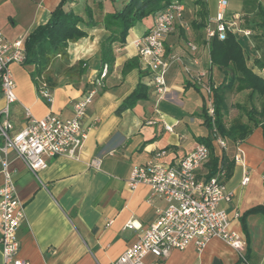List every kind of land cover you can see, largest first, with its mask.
<instances>
[{
  "label": "crops",
  "instance_id": "0c3cea01",
  "mask_svg": "<svg viewBox=\"0 0 264 264\" xmlns=\"http://www.w3.org/2000/svg\"><path fill=\"white\" fill-rule=\"evenodd\" d=\"M207 16L217 12L219 0H203ZM227 18H241V26L252 32L251 37L238 34L248 58V66L264 79V0H228ZM92 0H78L71 4L79 14L84 4ZM61 0H0V31L8 42L25 41L38 27L47 24ZM182 23L165 40L167 56L176 55L180 61L170 68L167 75L168 93L159 98L149 85L143 70L138 49L134 42L153 27L155 17H149L134 28L122 46L115 45V65L100 87L83 120L87 133L79 158L48 159L47 169L39 178L28 169L15 153L8 155L19 201L24 207L25 219L18 230L20 258L30 264H112L129 247L134 245L142 231L159 218V210L166 204L151 199L150 187L140 184L135 189L128 185L135 166L153 161L157 153L160 163L175 166L197 144L209 135L201 114L205 91L196 80L204 74V82L221 84L223 76L210 57V44L205 37V26H196L198 7L186 3ZM145 21V22H144ZM200 24V23H198ZM88 37L71 43L68 52L71 64L80 60L89 62V70L80 81L63 78L52 90L53 101L39 97L33 80L35 66L12 64L11 72L16 81L17 101L10 105V117L16 131L22 130L27 121L26 109L37 119L49 115L61 119L73 117V108L88 91L95 88L92 80L101 71L100 43L106 34L98 27L88 31ZM196 47L192 51L190 46ZM134 61L135 68L125 73V66ZM148 89L147 99L139 100L132 108L118 113V109L137 89L139 84ZM248 93L233 94L229 98V111L225 122L240 118L235 105L244 104ZM0 93V111L6 107ZM243 117V122H247ZM172 127L167 131L165 126ZM214 153H223L235 162L232 177L225 181L229 201L221 203L230 219V230L244 242L249 264H264V214L243 216L251 209L264 206V136L256 127L242 143L227 142L222 149L213 142ZM237 157L239 159L237 160ZM102 161L101 169L91 168L95 160ZM200 176L206 175L203 168ZM249 178L246 184L243 180ZM2 177L0 176V186ZM241 252L225 241L215 238L199 252L194 246L174 250L163 264H239ZM154 261L152 256L147 263ZM0 264L3 255L0 245Z\"/></svg>",
  "mask_w": 264,
  "mask_h": 264
},
{
  "label": "built area",
  "instance_id": "2783aa9c",
  "mask_svg": "<svg viewBox=\"0 0 264 264\" xmlns=\"http://www.w3.org/2000/svg\"><path fill=\"white\" fill-rule=\"evenodd\" d=\"M228 6V0H219L216 14L207 18L205 37L208 44L214 38L224 41L230 35L252 36L251 31L242 28L240 17L227 18ZM185 10V1L170 2L157 14L153 27L134 42L139 62L148 73L149 85L159 98L167 95L168 72L173 64L180 61V57L176 55L165 54V40L182 23ZM24 45L23 40L8 42L0 31V86L2 97L7 102L6 107L0 111V245L3 264H30L19 256L18 230L26 213L18 199L8 155L15 153L37 178L39 172L47 169L48 159L51 157L66 156L77 160L87 138L83 120L93 102L96 88L103 84L109 73V68L105 65L103 71L92 80L91 85L95 88L75 103L72 118L61 119L49 115L37 119L26 109V124L22 130L16 131L10 117V105L17 101V85L10 66L14 63L24 64ZM190 49L196 51L193 45ZM205 76L198 75L196 82L205 91L208 99L207 113L214 119L216 107L212 100V85L202 80ZM37 94L48 103L53 101L52 90L43 77L38 80ZM165 128L172 131L170 126L166 125ZM215 141L222 149H226L224 139L217 137ZM163 155L165 152L157 153L153 161L135 166L128 185L132 189L140 184L148 185L151 199L163 201L166 207L158 211V220L143 230L137 242L112 264H163L172 251L194 246L201 252L215 238L241 252L239 260L249 264L242 253L244 242L230 230V219L226 211L220 208L222 202L231 198V194L226 191L225 181L221 180L225 179V173L220 172L210 179L199 176L205 163L209 161V148L204 144H197L175 166L160 163L157 159ZM101 164L100 159H95L89 166L100 170ZM248 181L249 178H245L243 184ZM148 256H152L154 261L147 263Z\"/></svg>",
  "mask_w": 264,
  "mask_h": 264
},
{
  "label": "trees",
  "instance_id": "16d2710c",
  "mask_svg": "<svg viewBox=\"0 0 264 264\" xmlns=\"http://www.w3.org/2000/svg\"><path fill=\"white\" fill-rule=\"evenodd\" d=\"M87 1V0H84ZM175 0H92L85 2L83 13L78 14L71 6L78 0H61L57 9L52 13L50 21L38 27L25 40L24 66H35L32 74L36 87L42 77L49 89L55 90L61 79L68 78L77 82L89 70V62L80 60L71 64L68 47L88 37V31L103 27L106 34L100 43L101 69L105 65L109 73L115 65V45H124L129 32L137 24L149 17H156L170 2ZM185 3L191 1L198 7L197 27L205 26L207 16L206 4L203 0H178ZM200 23V24H198ZM60 55V59L57 56ZM210 57L213 67L221 72L223 80L216 85L211 81L212 100L215 108L214 119L207 113L208 99L205 97L201 118L209 135L198 140L199 144L206 145L210 150V158L204 165L206 175L200 176L210 179L225 173V179L232 177L235 162L230 160L226 153L218 157L214 153L213 142L217 137L225 142L242 143L256 127L263 129L264 136V79L254 73L248 66V58L235 36H228L224 41L214 38L210 42ZM257 67L264 68L262 62ZM135 68L134 61L125 66V73ZM0 86V93H1ZM247 92V105L237 104L235 108L241 113L240 118L231 121L228 125L225 117L229 111V98L233 94ZM148 89L139 84L136 91L128 97L118 109L122 113L132 108L139 100L147 99ZM246 117L247 122H243ZM254 214H264V206H258L243 216V227L247 231L245 219ZM248 259V254H245ZM249 260V259H248ZM239 264H244L240 260Z\"/></svg>",
  "mask_w": 264,
  "mask_h": 264
},
{
  "label": "rangeland",
  "instance_id": "374dc122",
  "mask_svg": "<svg viewBox=\"0 0 264 264\" xmlns=\"http://www.w3.org/2000/svg\"><path fill=\"white\" fill-rule=\"evenodd\" d=\"M145 22V21H144ZM240 43L243 45V44H245V40L244 39H242V38H240ZM58 59H60V58H58ZM72 63V62H71ZM244 104H248V102H247V97L245 98V101H244Z\"/></svg>",
  "mask_w": 264,
  "mask_h": 264
}]
</instances>
